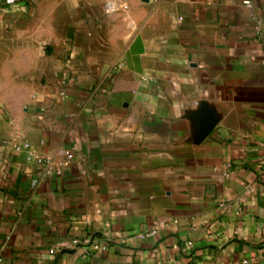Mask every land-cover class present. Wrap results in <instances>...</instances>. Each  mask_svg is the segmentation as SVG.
<instances>
[{
	"label": "crops",
	"instance_id": "0c3cea01",
	"mask_svg": "<svg viewBox=\"0 0 264 264\" xmlns=\"http://www.w3.org/2000/svg\"><path fill=\"white\" fill-rule=\"evenodd\" d=\"M0 258L264 264V0H0Z\"/></svg>",
	"mask_w": 264,
	"mask_h": 264
},
{
	"label": "built area",
	"instance_id": "2783aa9c",
	"mask_svg": "<svg viewBox=\"0 0 264 264\" xmlns=\"http://www.w3.org/2000/svg\"><path fill=\"white\" fill-rule=\"evenodd\" d=\"M73 157V155H69L68 156V158L69 159H71ZM223 205H221V207H222ZM155 234V231H152V232H148V233H146L145 235H144V237H149V236H152V235H154ZM79 243V241L78 240H76V241H73V245H77ZM1 262H2V259L0 258V264H1Z\"/></svg>",
	"mask_w": 264,
	"mask_h": 264
},
{
	"label": "water",
	"instance_id": "95a60500",
	"mask_svg": "<svg viewBox=\"0 0 264 264\" xmlns=\"http://www.w3.org/2000/svg\"><path fill=\"white\" fill-rule=\"evenodd\" d=\"M208 126L210 127L212 121L209 119V116L207 117Z\"/></svg>",
	"mask_w": 264,
	"mask_h": 264
}]
</instances>
